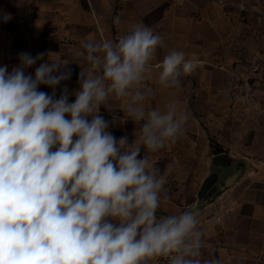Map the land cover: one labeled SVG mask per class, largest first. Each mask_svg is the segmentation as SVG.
<instances>
[{"label":"clouds","instance_id":"9594fccd","mask_svg":"<svg viewBox=\"0 0 264 264\" xmlns=\"http://www.w3.org/2000/svg\"><path fill=\"white\" fill-rule=\"evenodd\" d=\"M162 44L141 25L116 42L81 41L80 88L71 103L66 88L55 98L71 76L68 62L48 59L33 77L26 69L45 54L21 52L11 72L0 67V264H147L161 257L220 264L198 258L205 245L197 210L156 215L165 180L147 153L175 142L187 121L174 103L165 111L143 107L149 94L138 86ZM194 68L173 50L159 64L158 83L177 87ZM110 96L129 98L139 143L108 131L99 109Z\"/></svg>","mask_w":264,"mask_h":264},{"label":"crops","instance_id":"0c3cea01","mask_svg":"<svg viewBox=\"0 0 264 264\" xmlns=\"http://www.w3.org/2000/svg\"><path fill=\"white\" fill-rule=\"evenodd\" d=\"M137 25L152 28L163 42L138 86L149 94L145 111L174 103L187 116L175 142L147 153L165 180L157 217L197 210L205 245L199 259L264 264V0H0V67L11 72L21 52L45 54L26 69L33 77L48 59L68 62L71 76L57 85L55 98L66 88L71 103L80 88L81 41L116 42ZM173 50L195 68L177 87L165 88L159 64ZM38 90L53 93L46 85ZM128 99L110 96L99 114L117 140L139 143ZM221 154L226 159L216 164ZM213 175V193L201 197Z\"/></svg>","mask_w":264,"mask_h":264},{"label":"water","instance_id":"95a60500","mask_svg":"<svg viewBox=\"0 0 264 264\" xmlns=\"http://www.w3.org/2000/svg\"><path fill=\"white\" fill-rule=\"evenodd\" d=\"M225 159H226V155H224V154L217 155L214 158V162L216 164H221V163H223V160H225ZM216 179H217V175H213L206 180V182L204 183L203 187L200 190V196L201 197H207L213 193L214 188H211L210 186ZM109 219H111V218H109Z\"/></svg>","mask_w":264,"mask_h":264},{"label":"built area","instance_id":"2783aa9c","mask_svg":"<svg viewBox=\"0 0 264 264\" xmlns=\"http://www.w3.org/2000/svg\"><path fill=\"white\" fill-rule=\"evenodd\" d=\"M156 261L158 264H168V260L166 258H157Z\"/></svg>","mask_w":264,"mask_h":264}]
</instances>
